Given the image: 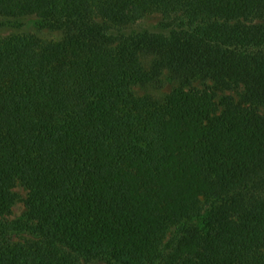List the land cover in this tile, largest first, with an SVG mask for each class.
<instances>
[{
  "label": "trees",
  "instance_id": "16d2710c",
  "mask_svg": "<svg viewBox=\"0 0 264 264\" xmlns=\"http://www.w3.org/2000/svg\"><path fill=\"white\" fill-rule=\"evenodd\" d=\"M152 13L169 35L108 34ZM27 16L64 37L0 40V264H264V0H0Z\"/></svg>",
  "mask_w": 264,
  "mask_h": 264
},
{
  "label": "rangeland",
  "instance_id": "374dc122",
  "mask_svg": "<svg viewBox=\"0 0 264 264\" xmlns=\"http://www.w3.org/2000/svg\"><path fill=\"white\" fill-rule=\"evenodd\" d=\"M172 29L168 26V20L160 13H152L143 18L141 21L129 26H115L108 29V34L116 40L121 38H130L142 33L152 35H169ZM16 35H30L42 42H58L64 37V32L61 30H54L44 26L35 16H27L18 19L0 18V40ZM141 61L147 70L152 69L153 58L150 56H141ZM160 83L156 87H138L132 88L133 93L140 96H149L153 99H160L167 95L174 87L175 83L168 77L166 70L160 72ZM192 86L198 89L212 86L209 81H202L196 79L192 81ZM241 90H228L218 93V100L222 96H231L235 102L239 101ZM259 111L264 115V108H259ZM14 192L17 195V201L12 207V214L10 220L22 219L25 213L23 199L26 197V190L19 184L14 187ZM220 202H206L202 201L197 215L189 221L181 223V226H172L167 232L165 243L173 237L180 228L188 229L190 227L203 228L207 220V216L214 206H218ZM14 241H21L30 239V237L23 233H17L12 236ZM78 264H106L104 261H79Z\"/></svg>",
  "mask_w": 264,
  "mask_h": 264
}]
</instances>
